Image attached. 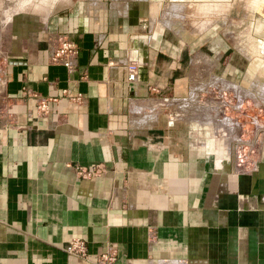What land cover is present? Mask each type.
<instances>
[{
    "label": "crops",
    "instance_id": "crops-1",
    "mask_svg": "<svg viewBox=\"0 0 264 264\" xmlns=\"http://www.w3.org/2000/svg\"><path fill=\"white\" fill-rule=\"evenodd\" d=\"M159 2L0 0V264H95L65 252L71 237L92 260L112 244L111 264H264V60L253 143L214 94L203 132L185 100L208 87L235 88L238 103L252 92L217 75L193 83L204 62L189 69L195 47L157 22ZM224 3L236 2L215 8ZM54 33L77 44L71 71L46 60ZM29 93L52 99L46 113ZM235 144L253 158L239 161ZM91 164L103 172L76 174Z\"/></svg>",
    "mask_w": 264,
    "mask_h": 264
},
{
    "label": "rangeland",
    "instance_id": "rangeland-1",
    "mask_svg": "<svg viewBox=\"0 0 264 264\" xmlns=\"http://www.w3.org/2000/svg\"><path fill=\"white\" fill-rule=\"evenodd\" d=\"M159 1L161 6H158L157 10V22L168 26L165 28L167 34L172 32L169 35L181 38L188 43L189 49H191V45L195 47L192 51H189V69L197 58L204 62V66L196 69L193 83H203L210 78L212 80L217 75L222 77V80H226L225 83L232 81L243 89L251 90L250 92H252V96L249 95L251 98L244 96L238 103L235 88L229 87L220 91L219 89L208 87L209 90L198 91L195 100L191 97L189 100H185V103H188V107L183 111V116L188 112V117L199 118L198 127L203 132L204 130L210 131V129L213 132L212 119H208L210 116H202L209 112L207 109L209 107H206L202 102L214 94V98L217 96L221 104V110H223L221 115L235 119L239 125L241 132L239 137H237L243 141L250 140L253 143L256 131L261 128L260 89L256 90L255 87H258L259 83V65L261 60H264V10L261 11L259 8V2L264 0H252V7L250 6L247 9H244L241 4L243 0H233L236 3L235 5L232 3L231 7H229V4L224 3L222 8L220 6L215 8L217 0ZM261 21L263 22L262 24ZM251 23L254 29L249 31ZM262 26L263 28H261ZM199 29L202 30L198 32ZM253 33H255L256 37L254 38L256 40L251 39ZM214 58H216V68L212 65L214 64ZM206 67H211V69L209 72L204 73L205 71L202 70L206 69ZM215 79L217 80V78ZM253 79L258 83H252ZM187 97L185 96V98ZM178 101L173 100L171 102L170 110L173 115L180 114V107L174 108V104L178 105ZM222 102H225L223 107ZM184 108L185 106H183ZM202 119L205 121H202ZM208 122L210 125L207 124ZM248 147V144H242V147L238 149L239 144H235L233 145L232 153L233 155L235 153V156L239 154V161H249L247 158L248 156L249 159L253 158L254 149L249 152Z\"/></svg>",
    "mask_w": 264,
    "mask_h": 264
},
{
    "label": "built area",
    "instance_id": "built-area-1",
    "mask_svg": "<svg viewBox=\"0 0 264 264\" xmlns=\"http://www.w3.org/2000/svg\"><path fill=\"white\" fill-rule=\"evenodd\" d=\"M77 44L68 37L61 34H49L46 43V60L51 64H59L64 66L68 71H71L76 66L77 57ZM128 75L127 79L132 80L135 74V64H129L127 66ZM66 94V90H63ZM35 100V112L37 115H43L48 110L49 100L46 97L29 93ZM71 99L78 100L81 96L76 94L74 96H68ZM75 172L80 178H88L91 176L99 175L103 172L104 168L101 164H91L88 166L76 165ZM154 237V231L148 230V239L152 240ZM65 252L75 258L93 262L95 264H111L116 257L115 247L108 243L105 244L103 250L98 253L95 258L90 259L86 251L85 242L78 237L69 238L63 246Z\"/></svg>",
    "mask_w": 264,
    "mask_h": 264
}]
</instances>
